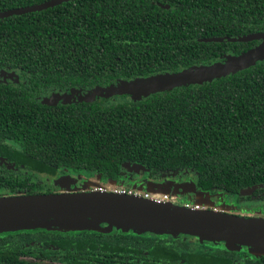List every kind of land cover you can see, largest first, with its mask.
<instances>
[{"label": "trees", "instance_id": "1", "mask_svg": "<svg viewBox=\"0 0 264 264\" xmlns=\"http://www.w3.org/2000/svg\"><path fill=\"white\" fill-rule=\"evenodd\" d=\"M44 1L0 0V11ZM259 32L264 0H69L1 18L0 71L19 73L24 83H0V136L18 141L12 160L36 173L69 168L119 178L123 163L136 162L159 178L192 171L200 191L237 195L261 185L253 196L264 199V60L135 101L119 96L53 106L31 97L209 65L253 48L257 41L238 37ZM9 177L1 187L46 192L30 175ZM113 228L0 231V264H40L28 256L57 264H142V250L156 257L158 249L181 248L142 234L182 232ZM228 259L209 257L205 264Z\"/></svg>", "mask_w": 264, "mask_h": 264}, {"label": "water", "instance_id": "2", "mask_svg": "<svg viewBox=\"0 0 264 264\" xmlns=\"http://www.w3.org/2000/svg\"><path fill=\"white\" fill-rule=\"evenodd\" d=\"M66 1L69 0H46L0 11V19L40 11ZM249 39L261 40V45L248 50H264V32L239 38ZM230 57L228 56L227 60ZM225 62L195 65L180 72L149 76L151 78L135 83L136 86L143 88V91L141 95L131 99L140 100L156 90H162L159 87L168 90L179 85L203 83L240 70L233 68L236 64ZM120 83L131 82L122 80L115 85L95 87L91 90L106 88L105 91H109L110 88H118ZM72 91L79 92L76 89ZM95 96L101 97L94 95L90 98H81V101L94 100ZM59 180L68 183L71 181L67 176H62ZM102 223L106 228L118 227L122 230L133 228L139 232H182L200 238L223 241L230 248L248 246L264 252L263 217H242L220 211L194 209L174 202L157 201L153 198L118 192L79 191L0 196V231L35 227L66 231L81 229L103 231L100 227Z\"/></svg>", "mask_w": 264, "mask_h": 264}, {"label": "flooded vegetation", "instance_id": "3", "mask_svg": "<svg viewBox=\"0 0 264 264\" xmlns=\"http://www.w3.org/2000/svg\"><path fill=\"white\" fill-rule=\"evenodd\" d=\"M252 33L239 36H250ZM255 40L258 43L257 39H249ZM245 42L246 40H241ZM256 43V44H257ZM256 44L254 46H256ZM249 49V48H248ZM244 49L240 53L248 50ZM233 52L224 53L220 57L221 59L208 63L212 64L215 62H223L227 59L228 56H237L239 55ZM204 64V63H203ZM256 64V63H255ZM12 71H0V83L5 85H14L19 84L20 82L24 83L22 80V75L19 73H11ZM160 74V73H159ZM136 78V77H135ZM133 79V78H132ZM130 80V79H127ZM73 88V87H72ZM80 92L87 90L83 89L80 90L75 88ZM31 97L41 101L43 103L51 104L53 106L59 104H70V103H77L76 93L72 91L71 88L67 90L61 89H51L48 91H43L42 93L33 92ZM97 99V98H95ZM19 148L18 141L13 137H2L0 136V196L4 195H14L17 194L9 189V187H1V182L6 179L10 178L9 175L13 174V176H27L30 175V181L38 184L41 186L39 191L44 193H60V192H70L67 191L68 187L73 188L71 192H92V191H101V192H118L123 194H133L136 196H144L145 193L150 194L147 190H140L137 186L141 184L146 185L147 187H152L153 190L159 191L161 190V197L166 195L164 201L165 202H172L171 199L175 197V200L179 202L177 204L187 206L189 208H194V206L199 205L196 203L195 198L198 193H208L211 194L214 198L215 205L213 207L209 206H202L198 209L204 210H213L219 211L215 206L221 204H228V205H235L233 208V213L238 216L244 217H252V215L244 210H238L236 206V202H245V203H253L256 207V203L262 202V206L259 207L261 212L264 214V199L254 197L253 191L254 189L261 187L252 186L243 188L239 194L237 195H228L221 190L217 191H200L196 186V177L192 171L183 170V171H175L165 178H159L158 176L154 175L151 176L148 169L139 163H131L126 162L123 163L121 167V177H107L102 178V173L100 171H94L90 174L84 173H76L72 169L63 168L58 170L57 174L49 175L46 173L35 172L25 167L23 165H16L14 160H12V155L14 151ZM69 177L70 183L68 182H61L59 180L60 177ZM48 181L47 184L43 183ZM50 180V181H49ZM74 180V181H73ZM70 190V189H69ZM123 191V192H122ZM220 192V193H219ZM186 195L193 196L192 203H188ZM152 196H154L152 194ZM149 198V197H148ZM219 198L221 200L217 201L216 199ZM228 198H232L233 201H229ZM185 202V203H184ZM184 203V204H183ZM221 212V211H220ZM105 224H101L103 226ZM48 231H56L58 229H45ZM74 231V230H70ZM116 229H113L111 232H116ZM121 233L120 231H118ZM127 233V232H124ZM143 236L149 237H158L161 239H168L171 242L174 241V244L181 246V248H176L170 251H163L161 252L160 249L157 250L156 257L151 256L150 253L156 252L154 250H142L141 253L144 255L143 263L142 264H196V262H202L205 264L209 257L215 260L217 257L220 256H228L230 264H264V252H253V250L242 246V247H227L224 242H208L206 240L201 241L197 235L192 234H155V233H143ZM202 245H209V248H201ZM190 247V248H189ZM194 254H198V257H194ZM206 259H205V258ZM26 259L30 262H38L40 264H57L49 259L45 258H33V257H26ZM113 261H115L113 259Z\"/></svg>", "mask_w": 264, "mask_h": 264}, {"label": "rangeland", "instance_id": "4", "mask_svg": "<svg viewBox=\"0 0 264 264\" xmlns=\"http://www.w3.org/2000/svg\"><path fill=\"white\" fill-rule=\"evenodd\" d=\"M260 43H261V40H258V43L256 44V46L259 45ZM261 59H264V50L259 49V51H258L257 49H255V50L251 49V50L245 51L244 54H241L238 56H231L230 58H228V60L226 59L227 61L226 60L225 61L228 64H236V66L233 67L234 69H236V68L237 69H243V68H246V67L253 65L254 63H256L258 61H261ZM225 61H223V62H225ZM152 76H154V75H152ZM147 78H151V77H149V76L148 77H136V78L127 80L131 83H128V84L120 83L118 88H116V89L110 88L109 91H105L106 88L100 89L97 91H95L96 89L95 90L87 89V90H84L82 92H80L78 90L79 92L76 93L77 101H81V98L93 97L94 95H101L100 98L110 99V100L115 99L116 97H119V96H128L131 99L132 97H137V96L141 95V93L143 91V88L136 86L135 83L137 81L147 80ZM159 88H161L162 90H156V91L152 92L151 94L164 91V89L162 87H159ZM112 91H117V92H112ZM95 98H98V97L95 96ZM42 182L45 184L48 183V181L44 182V180ZM137 187L140 190H147L151 195L153 194L157 198H161V193H162L161 190L155 192V190H153L152 187H147V189H146L145 184H141ZM72 190H73V188L68 187L67 191L71 192ZM186 198H187L186 202L192 203L193 196L186 195ZM171 200H172V202H174L176 204L179 202L178 200H175V197ZM216 200L219 201L221 199L217 198ZM228 200L233 201L232 198H228ZM195 201H196V203H199L202 206L213 207V205H215L214 198L212 197L211 194H208V193H198L196 198H195ZM221 201H223V200H221ZM261 204H262V202L261 203L257 202L256 207H255L253 205V203L236 202V206L238 207V210L242 209V210L250 213L252 216L264 218V214L259 209V207L262 206ZM215 207L221 212H225V213H231L232 212L233 213V208L235 207V205L221 204V205H217ZM242 217H244V216H242ZM100 227L103 228L101 230H103L104 232H110V231H113V229H114L111 227L106 228V225H103ZM124 231L125 230L121 229V232H124ZM252 250H253V252H261V251L254 250V249H252Z\"/></svg>", "mask_w": 264, "mask_h": 264}, {"label": "built area", "instance_id": "5", "mask_svg": "<svg viewBox=\"0 0 264 264\" xmlns=\"http://www.w3.org/2000/svg\"><path fill=\"white\" fill-rule=\"evenodd\" d=\"M123 192V191H122ZM144 197H149V198H153V199H155V200H157V201H164V199H165V197H166V195H163V197H161V198H157V197H155V196H152L151 194H147V193H145L144 194ZM200 206L199 205H196V206H194V209H198Z\"/></svg>", "mask_w": 264, "mask_h": 264}, {"label": "crops", "instance_id": "6", "mask_svg": "<svg viewBox=\"0 0 264 264\" xmlns=\"http://www.w3.org/2000/svg\"><path fill=\"white\" fill-rule=\"evenodd\" d=\"M197 204H199V203H197ZM199 205H201V204H199Z\"/></svg>", "mask_w": 264, "mask_h": 264}]
</instances>
